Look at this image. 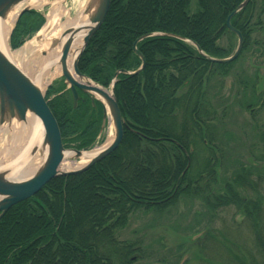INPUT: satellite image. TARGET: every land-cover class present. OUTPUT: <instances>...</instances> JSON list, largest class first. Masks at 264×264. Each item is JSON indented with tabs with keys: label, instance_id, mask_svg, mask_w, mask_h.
<instances>
[{
	"label": "trees",
	"instance_id": "1",
	"mask_svg": "<svg viewBox=\"0 0 264 264\" xmlns=\"http://www.w3.org/2000/svg\"><path fill=\"white\" fill-rule=\"evenodd\" d=\"M196 1L193 14L188 13L190 0L110 1L77 65L96 84L108 88L116 72L136 71L141 60L132 51L134 42L161 33L137 43L143 69L116 78L122 140L87 170L53 178L2 216L0 264H135L145 250L116 234L133 213L162 211L182 196L200 197L211 217L233 208L252 232L261 259L257 263L249 253L250 264H264V130L255 120L264 112V94L258 77L238 78L241 91L229 105L226 99L223 105L215 101L209 89L211 80L229 75L243 54L264 57V0H250L231 18L243 45L239 56L225 64L209 62L191 43L210 57L230 56L235 43L228 37L237 38L225 23L243 0ZM43 24L39 12H24L10 34V48L20 47ZM56 90L50 87L45 98L64 147L88 149L99 134L101 105L96 103L95 110L86 101L73 108L70 94ZM233 104L249 115L258 141L259 156L252 154L257 159L248 163L231 154L238 140L225 122ZM85 189L81 200L78 192Z\"/></svg>",
	"mask_w": 264,
	"mask_h": 264
},
{
	"label": "rangeland",
	"instance_id": "2",
	"mask_svg": "<svg viewBox=\"0 0 264 264\" xmlns=\"http://www.w3.org/2000/svg\"><path fill=\"white\" fill-rule=\"evenodd\" d=\"M86 3L87 0H29L22 7L34 8L43 13L47 19L50 15L56 16V12H53L56 7L61 8V10L64 9L65 12L74 16L82 6L85 7ZM195 11H197V1L190 0L188 13L193 14ZM44 27L34 34L30 40H26L21 47L26 44L32 45L34 49L38 47L44 38L43 36L50 35L49 30L43 31ZM43 32L44 34H41ZM228 39L235 43V48V38L228 37ZM220 44H224V42H220ZM241 77L248 80H257L258 77V87L264 94V57L245 53L235 63L229 75L226 77L215 76L209 86L210 93L217 96L213 99L221 105L227 100L226 103L229 105L235 98L234 94L241 91L237 83L238 78ZM62 86H64L63 81L61 78H57L51 81L44 90L42 89V92L44 91L43 93L46 95L50 87L58 90ZM52 96L50 97L52 98ZM219 103L217 105H220ZM231 108H228L231 112L226 119L225 128L230 133L232 132L233 141L238 140V144L234 149L233 146H230L233 149L231 154L233 158L240 160L242 163L256 160L259 156V149L258 141L252 133V125L250 124L252 121L246 112H241L234 104ZM255 120L264 130V112H259ZM13 123L18 122L15 119L10 124ZM4 125L7 124L0 125V129ZM106 125L107 127L103 129L101 138L95 141L94 148L104 144L109 130L114 133L110 122L107 123L106 121ZM4 145L5 141H1L0 148ZM252 154L258 155L257 158L252 157ZM40 157V154L35 157L34 165L38 166L40 164ZM72 161L79 162L80 159H72ZM257 163L261 166L262 162ZM126 174L125 172L124 175ZM223 177L224 173L218 177L220 183H222ZM85 191L86 189L81 191L80 194L78 192L81 200L84 198ZM175 202V204L162 211L152 210L133 213L129 216L125 228L116 234L119 240L136 241L145 250L143 259L137 260L135 264H250L252 258L249 253L256 256L254 259L257 260V263L261 262L252 232L246 224H243V217L236 214L233 208L217 210L215 215L211 217V213L200 197L182 196ZM206 233H209V235L207 234V239L203 241L202 239ZM132 259L134 260L133 257Z\"/></svg>",
	"mask_w": 264,
	"mask_h": 264
},
{
	"label": "water",
	"instance_id": "3",
	"mask_svg": "<svg viewBox=\"0 0 264 264\" xmlns=\"http://www.w3.org/2000/svg\"><path fill=\"white\" fill-rule=\"evenodd\" d=\"M24 1L26 0H0V19L5 20L9 14L14 12ZM249 1L250 0H243L226 19L225 26L227 30L237 36V46L234 53L228 58L217 59L204 54L196 44L191 43L202 57L209 62L220 64L230 63L238 57L242 49L243 38L240 32L231 26L230 20L237 12L244 8ZM109 6L110 0H87L83 12L88 15L87 18L90 24L87 27H81V25H68V27L62 31L60 38H54L50 42V49L54 50L61 43L60 39L65 38L59 61L64 84H69V87H67L72 97L73 107H76L77 101L80 98V93L87 95L91 104H94L95 100H97L103 105L102 125L105 123L107 111L109 113L110 124L114 129V136L111 143L89 158L80 168L72 170L60 169V165L65 158V153L72 152L74 153L72 159H81L86 152L64 149L58 124L48 107L47 101L44 98V93H42L41 89L10 61L0 49V125L10 124L15 119L17 122H23L26 119V114H32L40 120V126L32 144L21 156L19 155L20 157L18 156L19 160L9 166L0 167V219L12 206L33 197L53 178L79 174L108 156L119 146L123 137L125 123L113 95L115 78L120 73L136 75L140 72L145 65V60L137 50V43L145 38L161 35V33L145 34L136 39L132 51L141 60V66L134 72H116L110 83V91L109 93L106 92L81 74L77 65L79 57L89 38L103 23ZM30 9V7H23L15 17L13 25L24 12ZM82 31L85 32L82 44L75 55L72 66L74 75L78 77V79L85 81L86 84L78 83L66 67V59L72 42L77 34ZM183 41L187 42V40ZM93 93H97L100 97H96ZM38 154L41 155V162L33 174L28 178L16 179V173H18L34 155L36 156Z\"/></svg>",
	"mask_w": 264,
	"mask_h": 264
},
{
	"label": "bare ground",
	"instance_id": "4",
	"mask_svg": "<svg viewBox=\"0 0 264 264\" xmlns=\"http://www.w3.org/2000/svg\"><path fill=\"white\" fill-rule=\"evenodd\" d=\"M28 1L29 0L22 2L18 6V8L25 5ZM18 8L14 12L9 14V16L5 20L0 19V49L4 52V54L9 58L10 61H12L28 78H30V80L37 87L41 89V91L42 89L44 90V88H46V86L54 79L61 78V80L64 82L59 59L61 56V50L65 38L60 39L61 43L54 50L50 49V42L54 38H60L62 31L66 27H68V25H81V27H87L90 24L87 18L88 15L84 14L83 12L84 7L82 6L74 16H71L68 12H65L64 9L61 10V8L56 7V9L53 11L56 12V16H48L47 24L45 25L43 30L44 32H46V30H49L50 35L47 37L43 36L44 38L41 42L39 41L40 43L38 47L34 49L32 45L26 44L25 46L17 50H10L8 46V36L13 26ZM62 18L64 19L62 20ZM44 32L41 34H44ZM84 33L85 32L82 31L77 34L72 42L66 59V67L68 71L71 73L74 79L81 84H86V82L78 79V77L74 75L72 64L75 55L82 44ZM84 76L87 77L86 75ZM67 86L69 87V84L66 83V85L62 87V90H69ZM93 94H95L96 97H100L97 93ZM39 126L40 120L32 114H26V119L23 122L2 126V128L0 129V142L5 141V145L0 148V167L9 166L15 161L19 160V157L32 144L35 135L38 132ZM113 136L114 133L109 130L104 144L84 153L83 158H81L79 162H71L74 153H65V158L60 165V169L72 170L80 168L89 160V158L94 156L101 149L108 146L113 140ZM35 157L36 156L34 155V157H32L31 160L27 164H25L23 168L18 171V173H16V179L28 178L31 174H33V172L37 169V166L34 165L36 161Z\"/></svg>",
	"mask_w": 264,
	"mask_h": 264
}]
</instances>
